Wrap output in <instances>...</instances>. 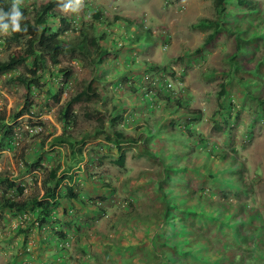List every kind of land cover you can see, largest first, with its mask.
<instances>
[{
	"label": "trees",
	"instance_id": "1",
	"mask_svg": "<svg viewBox=\"0 0 264 264\" xmlns=\"http://www.w3.org/2000/svg\"><path fill=\"white\" fill-rule=\"evenodd\" d=\"M27 1L22 0L19 5L23 14L21 27L26 31L0 33V51L3 52L0 76L6 75L4 82L21 86L26 93L39 85L42 74H59L62 81L67 82L74 68L58 66L65 55L83 61L92 70L102 66L104 61L118 59L116 63L118 66L121 63L123 69L107 77L109 86L104 85L107 75L101 69L100 75L84 80L80 88L69 92L61 102V87L51 93L57 106V120L62 125L61 132L53 136L51 142L71 147L72 160L61 170L59 164L44 169L39 197L36 193L24 195L23 186L0 174V213L5 221L9 218L16 222L14 234L8 231L5 236L0 235V253L13 249L5 264H21L16 254V257L23 255L22 264H33V254L40 251L45 254V264H55L57 255H62L60 261L66 264V259L72 256L74 259L76 254L78 258L72 264H264V217L258 207L245 200L252 192L247 188L244 169L236 162L235 148L230 147L231 144L217 148L214 141L201 136L195 124L201 119L202 109L187 108L191 97L183 104L181 100L187 94L184 87L177 86L174 91L186 66H194L198 59L203 61L208 47L221 35L223 40L216 41L224 50L221 60L205 73L218 87L212 122L222 133L236 123L239 111L249 115L250 123L263 120L264 1L212 0L213 18H200L194 24L205 33L204 39L197 49L184 51L179 58L182 68L178 69L171 66L174 58H167L163 65L145 59L138 61L137 51L148 53L149 48L138 42L136 33H130L135 30V24L131 27L129 22L122 23L121 30L97 33L96 25L105 22L104 11L84 13L79 20L83 5L73 8L72 0H32L29 4L25 3ZM12 5L13 0H0V9L5 12H9ZM66 5L70 7L64 11ZM138 22L144 30H149L143 21ZM3 23L10 24V21L5 19ZM67 34H70L69 39H65ZM124 49L128 50L122 53L124 56L116 58L118 51ZM132 49L135 52H131ZM19 68L22 71H17ZM139 68L145 77L152 73L155 76L140 81L142 79L135 74ZM131 76L136 80L130 79ZM116 90L126 93L133 101L132 95L135 97L138 93L137 101L142 100L145 112H140L138 118L134 109H130L128 113L134 115L126 117L122 110H126V105L116 111V105L111 103L107 114L93 106L99 102L106 104L103 93L109 99ZM234 93L239 94L235 105ZM76 107L81 113H77ZM180 108L185 109L182 115ZM103 110L107 109L103 107ZM22 112L13 113L9 121ZM78 116L94 125L91 132H83L76 140L68 128H73ZM135 119H142V123L133 125ZM4 120L5 113L0 112V146L13 132V125ZM122 123L128 124L134 133L119 129ZM100 135L107 150L116 154L115 158H109V164L123 169L126 149L135 146L137 155L144 152L156 168L142 172L133 181L134 187L126 190L125 200L116 199L121 210L112 220L111 232L96 238L95 242L87 237V241L76 243L77 253L71 255L70 243L74 238L78 241L80 233L68 227L79 221L69 213L73 209L65 206L61 224L50 212L65 201L93 206V214L102 212V205L85 202L73 190L70 183L76 174L67 173L70 166L77 168L81 160V149H74L75 144ZM249 136L244 132L241 142ZM28 166L31 170L41 168L38 162ZM63 180L66 183H62ZM101 188L108 189L103 192L114 194L111 183L103 181ZM26 213L28 217L21 219L20 215ZM32 229L36 231L35 238L30 237ZM18 232L22 236L20 244L13 241ZM12 243L16 244L15 248ZM94 246L100 248L93 249Z\"/></svg>",
	"mask_w": 264,
	"mask_h": 264
},
{
	"label": "rangeland",
	"instance_id": "2",
	"mask_svg": "<svg viewBox=\"0 0 264 264\" xmlns=\"http://www.w3.org/2000/svg\"><path fill=\"white\" fill-rule=\"evenodd\" d=\"M31 2L32 0H28L25 3L29 4ZM70 4L73 8L83 5L82 12H79V20L83 19L84 13L92 14L100 10L105 12L102 15L105 22L102 23V21L96 25L97 33L103 31L105 34H109L113 30H121L124 27L122 23L129 22L131 27L135 24V30H131L130 33H136L139 38L138 42L144 43L149 48L148 53L136 50L138 61L145 59L149 62L163 65V62L167 58H174L175 60H172L170 63L173 64L171 66L175 69H178L179 66L182 68L179 58L184 55V51L190 52L193 49H197L204 39L205 33L198 30L194 24L200 18H213L212 0H82V4L79 6L75 4V0H72ZM116 15L120 18L114 19L113 17H116ZM119 20L121 23L116 22ZM138 20L143 21L149 30H144ZM115 22L117 24H114ZM69 36L70 34H67L65 39H69ZM221 39L223 40V37L220 35L216 41H220ZM216 41L213 46L211 44L208 47L205 52L206 58L203 61L198 59L194 66H186L181 77V82H177V84L174 82L176 84L174 91L177 90V86L184 87L187 94L181 100L183 104L187 98L191 97L187 108L192 110L202 109L200 110L202 112L201 119L195 124V129L201 136H206L207 139L214 141L217 148H225L228 144H231L230 147L235 148L236 162H239V165L244 169L247 188L252 192V196H247L245 200L253 204V207H258L261 211V216L264 217V118L258 122L254 121L250 123L248 119L249 115L246 112L239 111L234 125L226 127L228 129H225L222 133L215 128L211 115L216 110L214 95L218 87L206 77L205 73L208 72L210 67L217 66L219 60H221V54L224 50L216 45ZM124 45H127V43L124 42ZM127 51L125 49L124 51H118L119 53H117L116 58L121 59L124 56L122 53H126ZM131 52H135V50L132 49ZM2 54L3 52L0 51V56ZM116 61L118 59H115L114 62L110 60L104 61L102 66H98L97 69L92 70L83 61L80 62L69 58L68 55L62 56L58 66L72 65L74 68V73L69 80L63 82L59 74H42L38 83L39 85L30 88V92L28 93L21 86L10 85L4 82L6 75L0 76V112L5 113L4 121H9L13 113L20 110L23 111L16 119L8 122L9 125H13V132L9 135L7 141L3 142V145L0 146V174L23 186L24 195L36 193L37 197H39L42 194L40 181L46 167L59 164L61 170L67 163L71 164V147L68 148L67 144L51 142L52 137L58 135L62 130L61 122L57 120V106L50 97L51 93L56 92L57 88L61 87L62 91L59 97V101L61 102L69 92L80 88L84 80L86 81L93 75H100L101 69L104 71V75H107L106 77L104 76L106 79L104 85L109 86L111 84L110 78L107 77L115 75V73L117 74V72L123 69L121 63L118 66ZM141 69L139 68L135 72L142 79L140 81L144 82L155 76L152 73L150 77L149 74L145 77ZM17 71H22V69L19 68ZM130 79L136 80V77L131 76ZM173 80H176V78H173ZM26 94L27 97H25ZM133 95L134 101L128 99L126 93L119 90H116L115 94L111 98L109 97V99H106L103 93V98L107 103L103 104L99 102L93 106L101 113L107 114L110 111L111 103L116 105V111H120V108L126 105V110L122 109L123 114L127 117L129 114L128 110L134 109L135 117L139 118L142 114L140 112H145L144 106L142 100L137 101L139 98L138 93L135 97ZM233 97V105H235L234 103H238L239 94L235 95L234 93ZM78 107L75 110L77 113H81ZM103 107L107 109L105 112ZM181 108L180 115L185 110ZM157 113L155 114L158 115ZM134 114L130 113L129 115ZM153 116L154 118L158 117L152 114L151 117ZM140 123H142V119H135L133 125ZM93 125L92 121H85L78 116L77 123L72 129L68 128V131L78 140L83 132H91ZM30 128H33L32 131H30ZM119 129L127 133H134L128 124L123 125L122 123ZM244 132L250 136L248 140L242 143L241 137ZM102 138L101 135L96 138H84L81 143L75 144L74 149L77 147L81 149V160L77 168L70 166L67 171V173L76 174L70 183L73 190L82 196L85 202L91 203V205H102V212L100 213L97 210L98 212L93 214V206L83 207L70 201L58 204L50 212V215L57 218L56 221L61 224L60 222L63 221L64 217L63 206H65L67 209H73L74 212L69 210V213L72 212L75 215V219L79 221L71 223L68 227L69 230L74 229L76 233H80L79 240L77 241L74 238L70 243L71 247L68 250L71 255L77 253L75 250L76 243L87 241V237L89 240L95 242L96 238L111 232L112 220L118 214V211L121 210V206L117 205L116 202L118 200L116 199H119L121 202L125 200L127 197L126 190L134 187L133 181L142 172L156 168L155 165L150 163L144 152L137 155L135 146L126 149V159L123 169L109 164V158L111 156L115 158L116 154L107 150ZM195 161L197 162L198 160L196 159ZM35 162H38L41 168L36 167L34 170H31L28 164ZM240 171L242 170L240 169ZM103 181L108 184L111 183V187L114 188V194L110 195L107 192H103V190H108L101 188ZM62 183H66V181L63 180ZM59 190L62 191L63 187L60 186ZM8 192L11 193L12 191ZM117 195L122 196L118 197ZM75 206L76 209L74 208ZM3 217L0 213V235H6L8 231H10V234H14L13 229H16V222L9 218H6L7 221H5ZM26 217H28L27 213L20 215L21 219ZM30 232H33V229ZM35 234L36 231L30 233V237L35 238ZM21 239L22 236L19 235V232L13 237V241H18L19 244ZM19 244L18 247L20 246ZM12 245L15 248L16 244L12 243ZM96 248L100 247L94 246L93 249ZM10 251L12 252L13 249L0 253V264H5L9 260ZM16 256L15 258L20 259L19 263L22 264L23 255L21 254L20 257ZM61 258L62 255H57L55 264H62ZM76 258H78L77 254L74 259L73 256L71 259H66V264L74 263ZM45 261L47 260L43 252L40 251L38 254H33V264H45Z\"/></svg>",
	"mask_w": 264,
	"mask_h": 264
},
{
	"label": "clouds",
	"instance_id": "3",
	"mask_svg": "<svg viewBox=\"0 0 264 264\" xmlns=\"http://www.w3.org/2000/svg\"><path fill=\"white\" fill-rule=\"evenodd\" d=\"M22 3V0H13V5L11 7V10L9 12H5L2 9H0V33L4 34H10L9 30L11 32H22L26 31V29H23L21 27V20L23 19V14L19 9V5ZM76 5H81L82 0H75ZM70 7V5H66L63 9L64 11H67V8ZM79 11V10H74ZM5 19H8L10 21V24L3 23Z\"/></svg>",
	"mask_w": 264,
	"mask_h": 264
},
{
	"label": "built area",
	"instance_id": "4",
	"mask_svg": "<svg viewBox=\"0 0 264 264\" xmlns=\"http://www.w3.org/2000/svg\"><path fill=\"white\" fill-rule=\"evenodd\" d=\"M33 128H30V131H32Z\"/></svg>",
	"mask_w": 264,
	"mask_h": 264
}]
</instances>
